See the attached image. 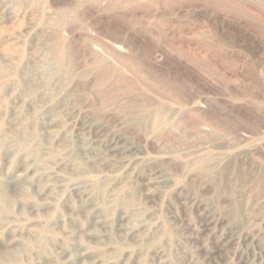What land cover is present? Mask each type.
<instances>
[{
    "label": "rangeland",
    "instance_id": "1",
    "mask_svg": "<svg viewBox=\"0 0 264 264\" xmlns=\"http://www.w3.org/2000/svg\"><path fill=\"white\" fill-rule=\"evenodd\" d=\"M0 264H264V0H0Z\"/></svg>",
    "mask_w": 264,
    "mask_h": 264
}]
</instances>
